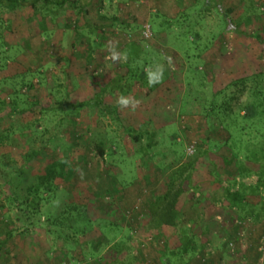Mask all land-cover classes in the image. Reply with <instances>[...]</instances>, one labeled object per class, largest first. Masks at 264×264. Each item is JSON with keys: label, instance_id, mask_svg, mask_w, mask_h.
I'll return each instance as SVG.
<instances>
[{"label": "rangeland", "instance_id": "obj_1", "mask_svg": "<svg viewBox=\"0 0 264 264\" xmlns=\"http://www.w3.org/2000/svg\"><path fill=\"white\" fill-rule=\"evenodd\" d=\"M81 4L86 11L66 7L52 20L30 9L8 13L0 8V31L7 44L6 53H0V79L25 73L34 85L28 97L41 99L46 110L0 114V134L10 133V141L0 145L8 174L0 177V228L5 223L13 231L5 259L11 264H264V218L255 223L240 220L214 197L215 178L222 188L237 190L240 184L255 185L256 177L231 180L232 165L224 167L222 162L233 156L225 145L227 134L215 117L206 120L202 109L210 94L230 80L264 72V46L248 36L257 32L264 37V0ZM229 20L238 25L236 31L228 28L233 27ZM145 26H151L152 37L142 42V47L149 44L143 54L155 67L163 66L160 86L152 93L136 87L128 95H105L103 105L117 106L115 114L91 106L73 110L98 92L93 83L97 76L112 70L125 74L124 46ZM87 39L92 42L89 60ZM113 50L123 58L113 62ZM49 91L61 98L62 107L44 100ZM120 96L139 104L134 111L131 105L121 108ZM124 128L143 137L132 141ZM97 142L104 144L103 163L96 157ZM32 152L37 153L26 163ZM53 158L67 160V181L53 201L43 204L40 226L26 225L16 220L7 197L13 191L24 199L32 176ZM182 169L186 171L180 177ZM185 177L182 188L188 201L177 226L152 228L147 217L150 195L178 187ZM261 197L257 210L264 205V193ZM71 202L86 204V220L80 226H88L89 233L77 236L66 222L49 224L47 230L42 220L57 216ZM134 206L136 214L125 218ZM182 228L195 235V251L173 257L171 251L179 246L174 239Z\"/></svg>", "mask_w": 264, "mask_h": 264}, {"label": "trees", "instance_id": "obj_2", "mask_svg": "<svg viewBox=\"0 0 264 264\" xmlns=\"http://www.w3.org/2000/svg\"><path fill=\"white\" fill-rule=\"evenodd\" d=\"M66 7H76L82 11H86L87 9L85 5L81 4V0H0V8L6 10L8 13H14L19 9L25 8L32 10L34 14L39 15L41 18L50 17L51 20L59 10ZM229 23H232L233 27L228 26V28L236 31L238 25L231 20H229ZM67 26H69L68 23ZM75 31L74 33H77L78 28ZM77 35L81 34L78 33ZM248 36L264 46V37L257 32L249 34ZM143 41L145 40L142 38V34H139L136 39L132 38L124 46L127 55V59L123 65L126 71L125 74L122 75L112 70L97 76V79L93 83L96 84L98 92L94 97L88 99L87 102L73 105L71 108L78 111L91 106L97 107L100 112L115 114L117 106L112 108L103 105L102 99L105 95H128L136 87L140 90L147 91V93L154 92L160 86V83L154 86H149L148 84L147 73L149 71H155L156 65L146 60L147 57L144 56L143 52L149 48V44L142 47L141 44ZM85 44L87 47L85 56L89 60L91 57L92 42L90 39H87ZM4 46H7V44L4 42L0 31V53H6ZM152 46L155 47L154 44L151 45V48ZM71 47L73 48L75 46L72 45ZM153 49L155 50V48ZM166 59L171 60L169 57H166ZM33 75L39 77L37 73ZM37 82L39 83V81ZM33 87L34 85L31 80L28 81L26 79L25 73L1 78L0 114L7 112L6 115L11 117L16 114L23 115L32 109H37L40 114L44 113L46 110L39 101L41 99L28 97V93ZM232 89L236 90V95L230 94ZM2 94L5 95L4 98H2ZM245 95L247 97L246 100H242ZM44 100H55L54 107H62L60 105L61 98L53 97L52 91L48 92ZM206 101L207 104L202 105L206 120L215 117L216 123L227 134L225 145L229 147L233 156H226L222 162L224 167H230L232 165L234 176H232L231 180L234 181L236 177L240 179L251 176L256 177L255 185L247 187L240 184L237 190H233L231 187L222 188V181L215 178L216 194L214 197L217 196L216 198L220 199L222 207L228 208L229 212H232L240 220H250V222L253 221L254 223L261 221L262 217L264 218V205H261L259 210L256 207L262 202L261 196L264 193V72H257L248 77L230 80L224 88L211 93L210 100ZM240 112H242V115ZM124 131L135 142H138L143 137L142 133L132 128H124ZM244 132H246L247 139L243 135ZM9 137V132L3 136L0 134V145L4 144L5 141L9 142ZM94 150L97 159L103 163L105 160L104 144L101 142L95 143ZM36 153L32 152L28 155L26 163H30V160L33 159ZM1 156L0 177L8 175L6 174L4 168L5 163ZM210 162L214 163L216 161L210 160ZM25 165L22 167H25ZM186 165L187 167L190 166V164ZM213 167L216 169L214 164ZM185 171L182 169L179 176L183 177ZM67 175V160L65 158H53L42 168L40 173L32 176V181L29 182L25 189L24 199H21L13 191L10 192L7 200L15 207L16 220L23 221L26 225L30 223L33 227L40 226V210L43 204H48L55 199L57 193L67 181ZM186 180L188 179L185 177L178 187L174 185L168 186L159 195H150V200L147 204V217L148 224L152 228H174L177 226L178 219L188 201V194L182 188ZM191 187L193 186L191 185ZM256 198L258 202H256ZM137 211L138 207L135 209L134 206L130 211L125 212L124 216L125 218L127 216L129 217L131 214H136ZM85 220L86 204L71 202L65 204L57 216L53 218L46 216L42 221L47 225V230H49V224L53 225L58 223V225H62L66 222L68 228L73 229L75 235L78 236V234L86 235L89 233L88 231L90 229L88 226H80V222H84ZM87 224L89 225L88 222ZM2 225L0 228L1 264H11L9 259H5L3 251L6 249L5 247L9 243L13 231L9 225L5 223ZM46 229H44V232H46ZM194 238L195 235L191 230L182 228L174 239L179 246L175 250L176 252L172 250L170 255L182 258L184 255L192 254L195 251ZM260 255L257 253L256 263L259 261L258 258ZM98 264H103V262L99 260Z\"/></svg>", "mask_w": 264, "mask_h": 264}, {"label": "clouds", "instance_id": "obj_3", "mask_svg": "<svg viewBox=\"0 0 264 264\" xmlns=\"http://www.w3.org/2000/svg\"><path fill=\"white\" fill-rule=\"evenodd\" d=\"M122 56H119L114 50L112 52L111 55V59L113 62L117 61L118 59H122ZM163 73H164V69L163 66L158 65L156 67L155 71H149L147 73L148 76V84L149 86H154L158 83H160V81L163 79ZM117 104L121 107V108H127L129 105L132 106V108L130 110H135L136 106L139 104V101H135L133 102L131 99L126 98L124 96H120L117 100Z\"/></svg>", "mask_w": 264, "mask_h": 264}, {"label": "built area", "instance_id": "obj_4", "mask_svg": "<svg viewBox=\"0 0 264 264\" xmlns=\"http://www.w3.org/2000/svg\"><path fill=\"white\" fill-rule=\"evenodd\" d=\"M141 34H142V38H143L145 41H149V40L151 39V37H152V32H151L150 26H145V27L143 28ZM187 152L190 153V154L193 153V152H192V148L189 147V148L187 149ZM135 209H137V207H135Z\"/></svg>", "mask_w": 264, "mask_h": 264}]
</instances>
